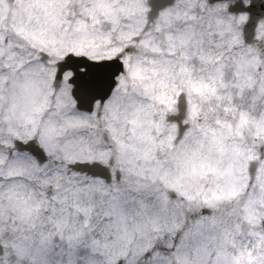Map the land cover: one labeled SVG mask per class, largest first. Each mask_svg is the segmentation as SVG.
I'll return each mask as SVG.
<instances>
[{"label":"snow or ice","instance_id":"obj_1","mask_svg":"<svg viewBox=\"0 0 264 264\" xmlns=\"http://www.w3.org/2000/svg\"><path fill=\"white\" fill-rule=\"evenodd\" d=\"M0 264H264V0H0Z\"/></svg>","mask_w":264,"mask_h":264},{"label":"flooded vegetation","instance_id":"obj_2","mask_svg":"<svg viewBox=\"0 0 264 264\" xmlns=\"http://www.w3.org/2000/svg\"><path fill=\"white\" fill-rule=\"evenodd\" d=\"M20 114H22V112Z\"/></svg>","mask_w":264,"mask_h":264}]
</instances>
